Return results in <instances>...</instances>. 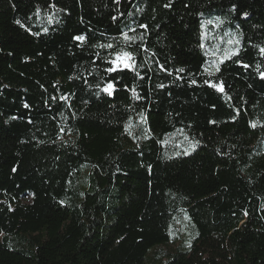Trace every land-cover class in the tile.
Wrapping results in <instances>:
<instances>
[{"label": "trees", "instance_id": "16d2710c", "mask_svg": "<svg viewBox=\"0 0 264 264\" xmlns=\"http://www.w3.org/2000/svg\"><path fill=\"white\" fill-rule=\"evenodd\" d=\"M262 50L264 0H0V264H264Z\"/></svg>", "mask_w": 264, "mask_h": 264}, {"label": "rangeland", "instance_id": "374dc122", "mask_svg": "<svg viewBox=\"0 0 264 264\" xmlns=\"http://www.w3.org/2000/svg\"><path fill=\"white\" fill-rule=\"evenodd\" d=\"M231 41V42H230ZM237 40L236 38H232L228 41V43L230 45H234L236 44ZM219 58H224L223 56H220ZM136 134V131L133 129L132 130V135H135ZM188 222L187 220H184L183 222H181L179 225H178V230H181V236H182V239L176 243L174 246H173V249H178L179 247L185 245V243H187V230H188Z\"/></svg>", "mask_w": 264, "mask_h": 264}, {"label": "snow or ice", "instance_id": "6c2138e0", "mask_svg": "<svg viewBox=\"0 0 264 264\" xmlns=\"http://www.w3.org/2000/svg\"><path fill=\"white\" fill-rule=\"evenodd\" d=\"M51 19H52V18L49 17V22H51ZM209 23H210V21H209ZM45 31H47V29H45ZM75 39H76V40H84V37H83V36H77V37H75ZM125 39H135V38H134V37L129 38V37H127V34H125ZM230 42H231V41H230ZM101 47H108V48H111L112 45H110V44H109V45H101ZM262 51H264V50H262ZM123 55L126 56V57H128L129 59L131 58V56H130L129 53H123ZM116 59H117V60L120 59V55H119V54L117 55ZM112 63H115V61H112ZM125 67H129V65H128V64H125ZM116 70H117V69H116L115 67H113V68H109V69H108V71H116ZM217 70H218V69H217ZM180 71L183 72L184 70H183V69H180ZM193 83H194V81H193ZM206 83H208V82L206 81ZM213 86L215 87V85H213ZM161 87H163V85H161ZM112 90H113V83H108V84L106 85L104 91H106V92H108L109 94H111Z\"/></svg>", "mask_w": 264, "mask_h": 264}]
</instances>
